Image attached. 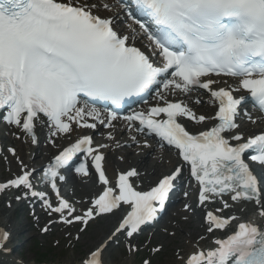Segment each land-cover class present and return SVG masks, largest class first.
Here are the masks:
<instances>
[{
	"label": "snow or ice",
	"instance_id": "6c2138e0",
	"mask_svg": "<svg viewBox=\"0 0 264 264\" xmlns=\"http://www.w3.org/2000/svg\"><path fill=\"white\" fill-rule=\"evenodd\" d=\"M114 8L132 21L129 34L119 30L118 15L101 14ZM140 32L149 51L136 43ZM200 90L218 108L214 116L197 115L194 106L204 103ZM240 92L249 94L264 118V0H0V118L6 125L37 144L38 125L52 136L70 137L77 128L96 129V122L114 128L122 118L174 147L183 161L147 191L136 169L122 172L113 187L101 152L107 145L94 146L93 137L83 135L46 167L29 169L21 161L20 174L0 182V194L15 189L23 193L17 201H40L52 217L42 232L65 226V244L76 251L90 223L126 206L130 210L103 240L65 264H113L109 250L121 246L128 257L123 264H132L143 248L149 255L140 264H153L163 245H142L139 236L164 211L190 166L206 234L192 242L191 251L174 252L175 264H264V132L246 138L240 131L241 116L257 123ZM152 93L156 105L121 117L126 104H147ZM96 105H111L106 120ZM180 118L216 123L193 134ZM108 139L115 137L109 133ZM79 154L91 158L104 186L87 208L69 201L58 186ZM75 172L91 174L86 163ZM43 189L55 195V203ZM10 239L0 229V254L12 251Z\"/></svg>",
	"mask_w": 264,
	"mask_h": 264
},
{
	"label": "rangeland",
	"instance_id": "374dc122",
	"mask_svg": "<svg viewBox=\"0 0 264 264\" xmlns=\"http://www.w3.org/2000/svg\"><path fill=\"white\" fill-rule=\"evenodd\" d=\"M13 195H15V193H12ZM15 207H17L15 209ZM22 208L20 205H18V201L14 200L12 205L10 206V208H8L7 210V216H11V214L13 213V217L10 219V225L14 226V228L16 229V232H14V234L12 235V247L14 249H16L13 253V257L15 259L20 258L21 261L23 263H35L37 264V262L35 261V252L32 251V247L33 244L36 240L41 239L42 240V244L40 248H44V249H51L50 247H55V245H53L54 242H56L57 240L60 241V246L59 247H55V252H54V257H60L64 260V262L61 261H55V260H50L51 262H55V264H61V263H65L68 260H73V259H78L80 256L83 255V253L90 247L96 245L97 243L100 242L99 240V234L100 231L98 230V226H94L91 227L89 229V234L88 232H86L83 236H81V239L79 240V242L76 244V249H78L79 251H76L75 249H67L66 244H65V238L67 237L68 234V230H58L56 231L55 228H52L48 234H52L54 233V235H49V237H42V229L48 224V223H44L41 222V218L40 216H34V219L29 221L27 220L26 216L23 215L21 216V214L18 212V209ZM21 216V217H20ZM36 225L39 227V230H35L33 225ZM71 232L73 233V235L76 234V231L71 230ZM94 232H96L94 235H92ZM104 235H106L107 233L110 232V227L105 228L104 227V231H102ZM92 235V236H91ZM91 236V237H90ZM98 236V237H97ZM97 237V239H95ZM95 239V240H94ZM99 240V241H98ZM141 244H143V242H140ZM155 245L154 243H152L151 246ZM164 252V250H163ZM168 254L166 255L165 253H161L159 256H157L154 260H153V264H170L169 259H170V255L171 252L173 253V250H167L166 251ZM109 254L111 255V257H113L114 261L113 264H120L122 263L125 259H128L127 254L125 253V251H121L120 248L117 250L115 248L110 249L109 250ZM132 261L134 264H140V257L135 256L134 258H132ZM49 264V263H48ZM175 264V263H174Z\"/></svg>",
	"mask_w": 264,
	"mask_h": 264
},
{
	"label": "bare ground",
	"instance_id": "6f19581e",
	"mask_svg": "<svg viewBox=\"0 0 264 264\" xmlns=\"http://www.w3.org/2000/svg\"><path fill=\"white\" fill-rule=\"evenodd\" d=\"M37 130L39 131H45V128L41 127L40 125L37 126ZM5 139L8 142H12L14 144H16L17 147V153L19 154V156L22 157V160L25 162L24 164H28V165H36L37 168L40 167L39 162L41 161H46L45 159L50 155L52 149L50 147L45 146L44 144H40L37 148H31V147H25L21 144L18 143V141H15L11 138H8L7 136H5ZM26 150H30V151H36V156L34 159L29 158V155L31 152L27 153L25 152ZM39 152V154H38ZM145 154H147L148 152L145 151ZM129 155L128 159H132L131 163H129L128 161L125 162V165H130V167H136L137 165L139 167H141L143 169V171L146 172V176L145 179L148 180H152L154 179V177L161 172V170L169 168L170 166H168L167 164H170L173 160V157L171 156V154H166L165 155V159H164V164H160V162L157 161V163H155V161H146V159H141L140 161L136 160L138 159V157H134V155L130 152H127V156ZM114 155H110L108 157L109 160V165L114 166V165H118L119 164L115 161ZM167 161V162H166ZM11 163H9L10 165H12V169L13 170H17L16 166L14 165V163H12V161H10ZM167 163V164H166ZM173 163H176L175 161ZM129 167V168H130ZM77 179V184H78V188L81 191V195L83 197L86 198V196L89 193H92L95 189V184L93 182H89L86 183V181L82 180L81 178H76ZM11 197L10 196H6V194H0V229L3 230H7L10 232H13L14 229L10 226V220L5 216L4 212L6 211V205L7 202L11 201ZM122 215V213L119 214H114L111 217L114 218V220H116L117 218H120ZM105 219L110 218V216H106L104 217ZM197 221H199V219H197ZM118 222V221H117ZM117 222L115 223L114 227L116 226ZM202 226V223H201ZM9 228V229H8ZM174 230L175 235H171V234H167L163 237V240H173L174 242H176L178 245H183V247H185L186 249H188V251L192 250V242L195 241V234L191 233L187 228L184 227L183 224L179 223L178 225L173 226L172 228ZM112 231V230H111ZM218 234V233H217ZM219 235V234H218ZM107 236V235H106ZM105 236V237H106ZM104 239V238H103ZM102 239V240H103ZM203 243V242H202ZM10 243H9V248H10ZM180 250H182V247L179 248ZM0 261L6 262V264H24L21 261H19V259H12L10 256H7L5 254H0ZM120 264H123L120 263ZM132 264H134L132 262Z\"/></svg>",
	"mask_w": 264,
	"mask_h": 264
}]
</instances>
